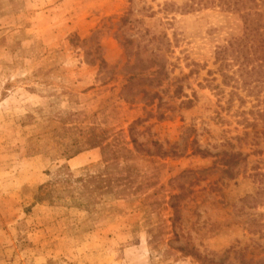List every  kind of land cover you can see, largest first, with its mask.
Instances as JSON below:
<instances>
[{
	"label": "rangeland",
	"instance_id": "374dc122",
	"mask_svg": "<svg viewBox=\"0 0 264 264\" xmlns=\"http://www.w3.org/2000/svg\"><path fill=\"white\" fill-rule=\"evenodd\" d=\"M248 13L0 0V264H264V132L216 54Z\"/></svg>",
	"mask_w": 264,
	"mask_h": 264
},
{
	"label": "trees",
	"instance_id": "16d2710c",
	"mask_svg": "<svg viewBox=\"0 0 264 264\" xmlns=\"http://www.w3.org/2000/svg\"><path fill=\"white\" fill-rule=\"evenodd\" d=\"M261 2H264V0H261ZM253 15H256V17H252L249 13L243 16L244 24H246L243 37L228 40L226 45L221 47L216 54L217 60L223 68L236 65V72L239 73V79H237L240 80V85L238 88L234 87V89L244 90L246 94L254 97L255 103L249 112L252 117L251 122L244 118L242 120L245 125L244 128L263 133L264 130L260 129V131L258 126L264 124V13H254ZM224 79L228 83L226 80L232 79V77L224 75ZM244 135H247V133H244ZM239 156H241V153H233L222 157L220 162L226 168L223 171L224 173L229 174L232 172L230 168L238 164L237 157ZM255 174V177H264L262 174ZM232 177V175H229V178ZM172 208H174L173 205Z\"/></svg>",
	"mask_w": 264,
	"mask_h": 264
},
{
	"label": "crops",
	"instance_id": "0c3cea01",
	"mask_svg": "<svg viewBox=\"0 0 264 264\" xmlns=\"http://www.w3.org/2000/svg\"><path fill=\"white\" fill-rule=\"evenodd\" d=\"M7 233H9L8 229L3 230V229L0 228V238H2V236H5Z\"/></svg>",
	"mask_w": 264,
	"mask_h": 264
}]
</instances>
